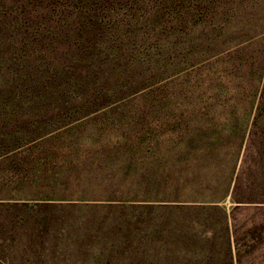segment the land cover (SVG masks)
<instances>
[{
  "label": "rangeland",
  "instance_id": "rangeland-1",
  "mask_svg": "<svg viewBox=\"0 0 264 264\" xmlns=\"http://www.w3.org/2000/svg\"><path fill=\"white\" fill-rule=\"evenodd\" d=\"M31 141L0 264H264V0H0V154Z\"/></svg>",
  "mask_w": 264,
  "mask_h": 264
},
{
  "label": "trees",
  "instance_id": "trees-1",
  "mask_svg": "<svg viewBox=\"0 0 264 264\" xmlns=\"http://www.w3.org/2000/svg\"><path fill=\"white\" fill-rule=\"evenodd\" d=\"M121 99H124V98H121ZM33 142L34 141L28 142L25 145H22V146H19V147L15 148V149H12V151H9V152H6V153H1L0 154V161L1 160H5L9 156H14V157L21 156V152L20 151L22 149H26V151H30V149L33 148V145H34ZM16 168L19 169V166H17ZM23 204H25V203H23ZM229 253H230V250H229V248L227 246V250H225V256L227 257L228 260L225 261V264H232Z\"/></svg>",
  "mask_w": 264,
  "mask_h": 264
},
{
  "label": "crops",
  "instance_id": "crops-1",
  "mask_svg": "<svg viewBox=\"0 0 264 264\" xmlns=\"http://www.w3.org/2000/svg\"><path fill=\"white\" fill-rule=\"evenodd\" d=\"M134 127H135L134 130L138 131V130H143L146 126H144V124L139 123Z\"/></svg>",
  "mask_w": 264,
  "mask_h": 264
}]
</instances>
